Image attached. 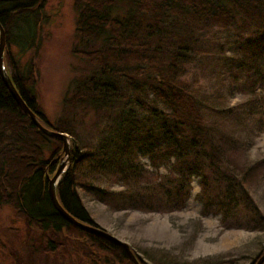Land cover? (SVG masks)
Instances as JSON below:
<instances>
[{"label": "trees", "instance_id": "1", "mask_svg": "<svg viewBox=\"0 0 264 264\" xmlns=\"http://www.w3.org/2000/svg\"><path fill=\"white\" fill-rule=\"evenodd\" d=\"M44 1L0 0L3 61L42 124L69 133V164L55 186L61 205L94 225L79 188L118 209H179L198 177L204 213H220L236 227H264L248 184L264 174V156L239 159L264 129V0H74L78 43L72 51L85 66L76 67L80 72L67 84L55 122L36 91ZM29 51L31 56L22 58ZM197 70L208 71L213 81L202 83ZM223 80L225 89L242 88L248 95L225 105ZM80 109L93 114L88 136L78 129ZM63 156V139L33 123L0 73V205H11L43 232L82 236L111 254V264H135L122 244L80 228L55 208L48 181ZM161 164L167 165L165 172H159ZM94 169L112 173L123 187H102ZM46 243L50 250L62 244L51 238ZM262 250L245 256L247 264ZM83 255L97 263L92 252Z\"/></svg>", "mask_w": 264, "mask_h": 264}, {"label": "rangeland", "instance_id": "2", "mask_svg": "<svg viewBox=\"0 0 264 264\" xmlns=\"http://www.w3.org/2000/svg\"><path fill=\"white\" fill-rule=\"evenodd\" d=\"M44 11L47 18L40 27L41 39L35 67L36 91L41 108L48 119L55 122L64 109L62 99L67 84L74 74L80 72L76 67L85 66V62L72 51L78 43L74 0H45ZM16 50V47H11L14 55ZM31 54V51L24 53L22 58H29ZM197 74L204 84H210L214 79L206 70H197ZM224 83H228V80L220 82L222 85ZM225 86L218 87L225 93V105L235 104L248 95L242 88L227 90ZM80 110L76 117H80L78 129L88 136L92 131L93 114ZM262 156L264 129L256 133L252 144L241 152L239 159L247 162ZM140 160L152 167L147 155L141 154ZM95 170V182L102 187L109 190L123 187L112 173H96ZM158 170L165 172L167 165L161 164ZM248 184L250 195L264 214V174L257 175ZM200 189L198 177H194L184 206L169 211L132 207L118 209L88 190L79 188V191L96 225L125 240L134 254L137 253L149 264H205V257H213L214 260L222 258L225 260L223 264H247L250 254L264 248V227L252 230L236 227L228 219H223L220 213H204L198 198ZM48 238L60 239L62 244L50 250L46 245ZM83 239L68 232L59 237L50 231L43 232L30 226L11 205H0V264H94L83 255L87 251L92 252L96 264H111L108 262L111 254L96 249ZM231 258L237 260L226 261Z\"/></svg>", "mask_w": 264, "mask_h": 264}, {"label": "water", "instance_id": "3", "mask_svg": "<svg viewBox=\"0 0 264 264\" xmlns=\"http://www.w3.org/2000/svg\"><path fill=\"white\" fill-rule=\"evenodd\" d=\"M4 42H5V33H4L3 27L0 23V73H1V76H2L5 84L7 85L8 89L10 90V92L12 93L13 97L18 102V104L27 113H29L31 120L33 121L34 124H36L43 131H45L49 134L57 135L63 139V148L65 151V157H63V159H61V162L59 163L56 171L49 178V181H48V192H49V196L51 198L53 205L66 219H68L69 221L78 225L80 228L87 229V230H90L93 232H97L101 235H104V236L111 238L114 241L122 244L124 246L125 250L127 251L128 255L130 256V258L132 259V261L135 264H141L140 261L138 260L137 256L132 251L131 246L125 240L120 239L116 235L108 232L107 230H105V229H103L97 225H94V224H91V223L77 219L75 216L70 214L61 205L60 201L58 200L57 194H56L55 186H56V183L60 179L61 173L67 169L68 164H69V160H70V155H69L70 137L68 136L67 133H65L63 131L52 130V129H49L46 126H44V124H42V122L37 118L36 113L32 109H30L28 107V105L25 103L24 99L21 97L18 90L16 89L11 77L9 76V74L6 71L4 61H3ZM263 245H264V242H263ZM263 260H264V248H263L262 254L259 256V258L253 264H261Z\"/></svg>", "mask_w": 264, "mask_h": 264}]
</instances>
